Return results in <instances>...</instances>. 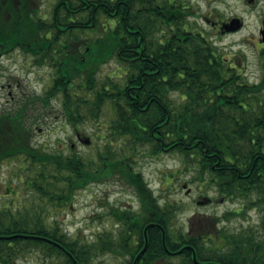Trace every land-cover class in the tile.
Here are the masks:
<instances>
[{
  "label": "trees",
  "instance_id": "1",
  "mask_svg": "<svg viewBox=\"0 0 264 264\" xmlns=\"http://www.w3.org/2000/svg\"><path fill=\"white\" fill-rule=\"evenodd\" d=\"M43 2L0 0V57L21 50L33 64L52 70L42 92L0 112V164L22 156L42 165L40 181L47 186H36L59 205L75 190L111 176L131 186L139 204L111 207L118 232L105 229L91 241L70 239L42 207L2 205L0 264H18L33 250L62 264H94L105 253L126 257L119 264H203L206 256L222 253L205 244L208 229L174 230L179 204L154 195L133 165L139 149L149 156H180L177 172L190 174L188 181L241 201L213 217V224L256 206L264 230V64L259 81L243 80L235 58L223 57L204 31L189 25L187 15H170L168 0H45L46 11ZM111 59L120 63V72L100 81L96 74ZM55 98L73 126L91 122L98 138L107 139L96 160L34 143L37 119L27 115V106L47 108ZM46 167L53 173L45 174ZM150 222L164 228L168 250L190 245L197 261L189 248L166 251L156 225L147 228L146 249L135 259ZM256 234L253 226L241 233ZM214 235L234 233L218 229Z\"/></svg>",
  "mask_w": 264,
  "mask_h": 264
},
{
  "label": "rangeland",
  "instance_id": "2",
  "mask_svg": "<svg viewBox=\"0 0 264 264\" xmlns=\"http://www.w3.org/2000/svg\"><path fill=\"white\" fill-rule=\"evenodd\" d=\"M42 9L47 10L45 0ZM228 15H222L226 17ZM248 26L237 33L216 34L214 29L200 16L188 17L190 26L204 31L207 38L218 46L225 58H235L236 64L243 80L257 82L261 71L257 51L253 44L246 41L249 33H256L255 20L248 15ZM2 70L0 74V112L11 108L18 103H25L32 94L40 93L51 83L52 70L44 65L33 64L31 56L21 50H14L0 57ZM121 65L111 59L101 65L96 74L100 81L109 75L120 72ZM264 94V91H263ZM176 99V94L172 96ZM100 118L101 123L105 120ZM36 114L33 141L43 150L71 154L72 151L79 153L86 161L96 160L98 149H103L107 139H99L97 129L91 122L79 123L73 126L65 115L58 98L51 102L47 108L41 107L39 103H29L27 115ZM82 139L79 140L76 134ZM102 136H107L104 130ZM90 138V142L84 139ZM138 152L140 154H138ZM134 167L141 171L148 185L152 188L160 202L165 200L175 201L179 204L174 220V230L188 231L193 233L210 229L209 235L213 236L218 229H224L228 233H235L247 229L252 225L256 232L261 228V212L256 206L247 208L243 215L232 218L221 219L218 222L211 221L212 218L232 209H237L241 201L229 200L218 195L212 187L200 188L199 181L190 180L186 173H178L181 166L180 156L173 153H160L157 156H149L144 150H138L133 158ZM44 167L38 163L30 164L24 158L16 157L4 160L0 164V207L2 205H17L22 208L32 207L44 208L43 212L49 221L57 220L61 230L70 239L79 237L84 241L96 238L99 232L111 230L114 234L118 232V225L114 216L109 212L111 207L125 208L138 207V198L131 186L123 182L117 176L91 182L86 187L74 191L73 198L65 204L59 205L54 199H48L43 195L37 184L46 187V183L40 181L39 173ZM53 173L51 167L45 168V174ZM65 174V173H62ZM186 185V187H183ZM189 189V190H188ZM203 196L212 198L211 202L198 203ZM213 224V225H212ZM261 233V232H258ZM126 257L105 253L94 258V264H119ZM60 258H46L40 251L33 250L31 253L18 259V264H62Z\"/></svg>",
  "mask_w": 264,
  "mask_h": 264
},
{
  "label": "flooded vegetation",
  "instance_id": "3",
  "mask_svg": "<svg viewBox=\"0 0 264 264\" xmlns=\"http://www.w3.org/2000/svg\"><path fill=\"white\" fill-rule=\"evenodd\" d=\"M168 3L172 10L170 15H187L194 18L200 16L214 29L216 34L240 32L248 26L247 17L251 15L255 20L256 33H249L250 37H246L245 40L251 42L256 49L259 68L262 72L264 64V0H168ZM222 15L228 16L222 17ZM233 19L234 22L231 23ZM236 19L237 21H235ZM237 25H239L237 28H232ZM211 201L212 198H209L207 202ZM207 231L210 232V229ZM242 232L244 230L235 232L233 236H211L208 234L205 237V244L208 248L210 246V248L221 249L222 253L216 252L212 256H206L203 264H264V230L262 226L258 231L261 233L257 232L253 236H242Z\"/></svg>",
  "mask_w": 264,
  "mask_h": 264
},
{
  "label": "water",
  "instance_id": "4",
  "mask_svg": "<svg viewBox=\"0 0 264 264\" xmlns=\"http://www.w3.org/2000/svg\"><path fill=\"white\" fill-rule=\"evenodd\" d=\"M235 21H237V19H236ZM233 22H234V19L231 21V23H233ZM238 26H239V25L234 26V27H232V28L234 29V28H237ZM84 141L88 143V142H90V139H89V138H86ZM183 187H186V185H183ZM188 190H189V189H188ZM208 200H209V198L206 197V196H204L202 200H198L197 202H198V203H203V202H207ZM152 225H156L157 227H159V228L161 229V232H162V240H163V246L165 247V250H166V251L171 252L170 250L167 249V247H166V245H165V241H164L165 231H164V228H163L160 224H158V223H148V224L145 225V227H144V229H143V235H144V240H145L144 245H143L142 249L140 250V252L136 255V258H135V259H138L139 256H140V254H141L142 252H144V250L146 249V246H147V235H146V231H147V228L150 227V226H152ZM55 243H57V242H55ZM57 244H58V243H57ZM58 245L60 246V244H58ZM184 248H189V249H191V250H192V258H193V260L197 261V260H196L195 252H194V250H193V247L190 246V245H184V246H183L181 249H179L178 251H176V252H171V253H177V252H180V251H181L182 249H184Z\"/></svg>",
  "mask_w": 264,
  "mask_h": 264
}]
</instances>
